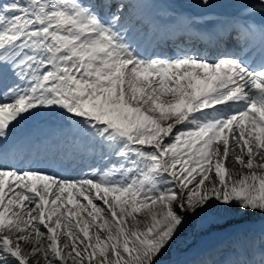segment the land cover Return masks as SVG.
<instances>
[{"label":"snow or ice","instance_id":"obj_1","mask_svg":"<svg viewBox=\"0 0 264 264\" xmlns=\"http://www.w3.org/2000/svg\"><path fill=\"white\" fill-rule=\"evenodd\" d=\"M129 6L0 0V264H158L191 218L264 220V0L175 56L141 51ZM41 112L91 142L82 178L21 156ZM222 264H264V232Z\"/></svg>","mask_w":264,"mask_h":264},{"label":"bare ground","instance_id":"obj_2","mask_svg":"<svg viewBox=\"0 0 264 264\" xmlns=\"http://www.w3.org/2000/svg\"><path fill=\"white\" fill-rule=\"evenodd\" d=\"M159 49L160 50H163V46H161V45H159ZM160 52H162V51H160ZM232 166V164H231V161H229V167H231ZM254 216H249L248 217V220L249 221H254L253 223H252V225H256V223H257V220L256 219H254L253 218ZM259 217V216H258ZM262 224H264L263 222H261ZM237 227H241V225L240 224H238L237 225ZM243 227H249V229H247V231H244L243 232V236H245V238H244V242H245V244H247V242H249V236L252 234V235H254V234H256V228H257V226H256V228H254V226H246V225H244ZM234 228H236V227H234ZM234 228H228L227 229V231H222V232H213V233H211L210 235H208V236H204V237H202L199 241H198V243L197 244H195L194 245V248L193 249H199V247L201 246V245H207L208 246V243H210V244H212V243H214L215 241H217V239L220 237V235L224 232V233H226V232H228V231H230V230H232V229H234ZM251 228L252 229H254V230H251ZM220 234V235H219ZM204 247H206V246H204ZM203 247V248H204ZM221 252V250H219L218 251V253H220ZM191 254H193V253H191ZM220 255V254H219ZM218 255V257H220ZM174 256H177L176 258H173L172 259V261H170V263L169 264H180V263H184L185 261H186V258H189L190 256H189V253L188 254H185V255H183V257L182 256H179V255H174ZM212 256V253L211 254H207L206 256H203L202 258H198V261L196 262V264H202V263H205V264H210V262L208 261L209 260V258ZM214 257V256H213Z\"/></svg>","mask_w":264,"mask_h":264},{"label":"rangeland","instance_id":"obj_3","mask_svg":"<svg viewBox=\"0 0 264 264\" xmlns=\"http://www.w3.org/2000/svg\"><path fill=\"white\" fill-rule=\"evenodd\" d=\"M209 216H210L211 218L215 219V218L212 217L211 215H209ZM257 216H258V215H257ZM195 222H197V223H195ZM199 222L202 223L201 220H200V217H197V218H191V219H189V221H188V223L185 225V227H188V226H191V227H192L193 224H196L198 227L201 228V224H199ZM219 222H222V221H219ZM165 253H166V252H165Z\"/></svg>","mask_w":264,"mask_h":264}]
</instances>
